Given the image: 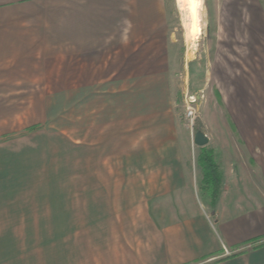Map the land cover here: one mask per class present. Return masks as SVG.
I'll return each mask as SVG.
<instances>
[{"label":"crops","instance_id":"crops-1","mask_svg":"<svg viewBox=\"0 0 264 264\" xmlns=\"http://www.w3.org/2000/svg\"><path fill=\"white\" fill-rule=\"evenodd\" d=\"M117 1L0 0V264H264V243L237 251L264 238V30L254 34L263 47L252 51L263 60L249 64L242 79L241 72L232 77L226 98L217 91L226 111L216 112L217 127L203 132L202 148L221 174L210 205L196 200L203 172L173 118L146 139L135 129L131 138L113 140L122 157L115 167L152 169L147 175H107V162H90L98 154L79 145L54 150L26 135L7 138L19 126L14 105L45 103L53 84L79 89L108 80L100 41ZM132 10L136 25L159 21L157 0H134ZM53 38L56 54L72 57L88 40L93 47L83 54L93 58L87 68L74 59L71 70L59 67L57 83L49 85L46 67L33 57L48 54ZM161 146L166 159L158 161ZM85 162L98 172L63 174Z\"/></svg>","mask_w":264,"mask_h":264},{"label":"rangeland","instance_id":"rangeland-1","mask_svg":"<svg viewBox=\"0 0 264 264\" xmlns=\"http://www.w3.org/2000/svg\"><path fill=\"white\" fill-rule=\"evenodd\" d=\"M157 1L159 21L145 26L132 21L134 0H118L112 23L100 41L108 80L79 89L53 84L48 87L45 103L14 105L20 118L17 119L19 126L7 138L26 135L37 142L48 143L54 150L79 145L85 151L93 149V155L98 154L92 156L90 162H107L102 168L107 175L135 172L147 175L152 169L115 167L114 162L122 157L120 145L113 140L119 139L121 134L131 138L135 129L146 139L151 128L165 129L171 126L168 118H173L177 133H185L188 143H184L191 145L188 149L198 172L197 158L203 148L193 144L192 135L217 127L216 112L226 111L217 91L226 98L235 86L232 77L241 72L242 79L249 64L258 65L263 60L258 52L252 56V51L263 47L262 40L256 45L254 34L264 30V0H199L200 34L195 39L187 29L191 20L190 3ZM49 34H54L51 27ZM55 42L54 38L48 40V54L33 57V63L46 67L49 85L56 82L59 67L71 70L74 59L77 68H87L89 58H93L83 54L93 47L88 40L81 41L80 54L74 57L56 54ZM68 47L69 42L64 41V52L71 54ZM101 57L98 55L97 60ZM90 66L94 71L97 63ZM68 83L71 84V80ZM190 94L198 97L192 135L184 104L185 95ZM147 102L150 106L144 108ZM101 147L103 151L97 153L96 149ZM165 153L166 148L161 146L157 160L166 159ZM71 154L72 151L64 154V164ZM146 158L139 157L142 161ZM85 163L65 168L63 174H72L73 169L80 175L98 170ZM196 192L198 203L210 205L211 195L202 184H197Z\"/></svg>","mask_w":264,"mask_h":264},{"label":"trees","instance_id":"trees-1","mask_svg":"<svg viewBox=\"0 0 264 264\" xmlns=\"http://www.w3.org/2000/svg\"><path fill=\"white\" fill-rule=\"evenodd\" d=\"M197 161L198 165L200 166L203 172V180L201 181V184L203 185V188L210 193L211 201L213 202L221 183V174L218 170L216 161L214 160V156L211 151L206 149L201 150ZM261 245L262 244H258L252 249H255Z\"/></svg>","mask_w":264,"mask_h":264},{"label":"built area","instance_id":"built-area-1","mask_svg":"<svg viewBox=\"0 0 264 264\" xmlns=\"http://www.w3.org/2000/svg\"><path fill=\"white\" fill-rule=\"evenodd\" d=\"M197 98L195 95L190 94V95H185L184 97V104H185V118L188 122V126L191 130V135L193 134V125H194V120L196 118V111H197ZM193 136V135H192ZM193 138V137H192ZM264 243V238L255 241V242H250L242 245L241 247L238 248V252L244 251V250H249L255 247L258 244H263ZM227 254L228 252L225 251Z\"/></svg>","mask_w":264,"mask_h":264},{"label":"bare ground","instance_id":"bare-ground-1","mask_svg":"<svg viewBox=\"0 0 264 264\" xmlns=\"http://www.w3.org/2000/svg\"><path fill=\"white\" fill-rule=\"evenodd\" d=\"M185 1L190 3V8H191V12H190L191 20L187 26L188 33L192 36L193 39H195L200 34L199 15L197 10L199 5V0H184V2Z\"/></svg>","mask_w":264,"mask_h":264},{"label":"water","instance_id":"water-1","mask_svg":"<svg viewBox=\"0 0 264 264\" xmlns=\"http://www.w3.org/2000/svg\"><path fill=\"white\" fill-rule=\"evenodd\" d=\"M207 137L202 131H196L193 135L192 142L198 147H202L207 144Z\"/></svg>","mask_w":264,"mask_h":264}]
</instances>
